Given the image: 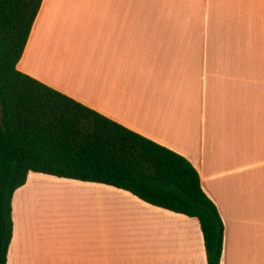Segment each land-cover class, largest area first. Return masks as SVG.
<instances>
[{
	"label": "crops",
	"instance_id": "obj_1",
	"mask_svg": "<svg viewBox=\"0 0 264 264\" xmlns=\"http://www.w3.org/2000/svg\"><path fill=\"white\" fill-rule=\"evenodd\" d=\"M17 67L185 156L221 264H264V0H43ZM12 221L7 264H207L196 218L106 184L30 172Z\"/></svg>",
	"mask_w": 264,
	"mask_h": 264
},
{
	"label": "trees",
	"instance_id": "obj_2",
	"mask_svg": "<svg viewBox=\"0 0 264 264\" xmlns=\"http://www.w3.org/2000/svg\"><path fill=\"white\" fill-rule=\"evenodd\" d=\"M42 1L0 0V264L13 194L30 172L114 186L194 217L207 264H221L224 223L185 156L18 69Z\"/></svg>",
	"mask_w": 264,
	"mask_h": 264
},
{
	"label": "rangeland",
	"instance_id": "obj_3",
	"mask_svg": "<svg viewBox=\"0 0 264 264\" xmlns=\"http://www.w3.org/2000/svg\"><path fill=\"white\" fill-rule=\"evenodd\" d=\"M46 186H48V185H46Z\"/></svg>",
	"mask_w": 264,
	"mask_h": 264
}]
</instances>
